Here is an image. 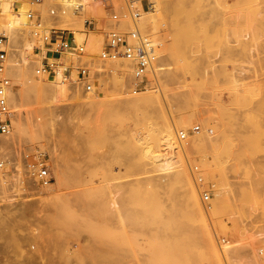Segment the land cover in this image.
Instances as JSON below:
<instances>
[{"label":"rangeland","instance_id":"obj_1","mask_svg":"<svg viewBox=\"0 0 264 264\" xmlns=\"http://www.w3.org/2000/svg\"><path fill=\"white\" fill-rule=\"evenodd\" d=\"M29 1L33 2H8L11 10L24 6L31 16L30 25L23 27L13 46L16 52H22L27 42L40 45L36 50L43 47L33 28L40 29L41 36L58 30L54 19L62 9L54 17L50 13L55 5L43 14L30 7ZM139 1L138 26L143 23L151 29L144 36L154 47L153 69L146 73L141 91L156 93L149 100L154 104L146 102L137 112L121 110L117 103L124 96L119 84L92 68L97 73L92 81L94 92L102 95L88 111L80 109L79 99H68L60 107L45 91L40 94V105L34 93H30L32 104L28 95L30 107L36 110L33 120L40 118L43 123L30 127L20 116L14 130L17 143L4 153L7 158L0 156V264L26 260L27 250L77 247L113 248V264H264V0H148L149 9ZM93 7L92 24L87 21L83 26L79 21L80 27L92 25L107 37L114 28L125 33L131 30L123 25L127 19L118 26L111 21L113 13H122L125 0H95ZM38 16L42 23L36 26ZM33 56L34 52L27 57L41 65L42 59ZM125 75L130 84L132 78ZM86 94V98L92 95ZM177 116L191 126L186 140L193 137L196 145V154L190 163H180L181 169L187 170L203 200L204 194L210 196L204 205L214 199L213 192L223 195L219 208L210 214L194 208L185 194L186 183L174 184L167 194L145 183L156 179L152 157L165 151L163 131L179 124ZM94 119H100L99 123ZM197 128L199 138L192 131ZM181 131L178 127L176 135ZM135 134L144 139L139 145L142 150L126 148ZM39 161L45 163L46 175L55 163L62 168L63 180L54 181L49 193L29 182L40 173ZM16 175L20 186L12 188ZM116 192L120 208L106 213L108 198ZM58 197L65 203L59 199L62 202L54 204L58 208L45 206L44 218L23 213L27 202ZM250 236L256 239V254L244 239Z\"/></svg>","mask_w":264,"mask_h":264},{"label":"bare ground","instance_id":"obj_2","mask_svg":"<svg viewBox=\"0 0 264 264\" xmlns=\"http://www.w3.org/2000/svg\"><path fill=\"white\" fill-rule=\"evenodd\" d=\"M9 1L10 0H0V35L4 36L7 39V41H8L7 46L9 44L8 47L7 46L5 47V45L0 46V49L1 48H3L2 50L9 49V52L12 49V52H10V53L8 52L9 56H8V59L6 60L8 63V65L6 64V73L8 74L7 78L11 79L12 88H11V86L8 88V90L6 92V98L8 100V105L10 108V120H11L13 132L10 131V133L7 136H0V156H1V158H2V154H4L6 151L9 150L8 148H10L14 143H17V137L14 135V130L18 127V124L20 123V118H19L20 116H21V118L24 119V121H27V123L30 127H40L43 123L42 119L40 120V118L37 121L33 120V118H35L33 116L36 113V110L32 109L33 108L32 106L30 107V105L33 103V101H31V97H32L31 94H33V93L35 94L36 97L35 96L34 97L36 99L33 97V100L34 99L37 100V103L36 102H34V103L38 104L39 103L38 100L41 99L40 94L42 93L41 95H43L42 91H45L46 93H48L50 100L53 99L55 101L56 105H58L60 107L65 106L64 102L68 99H70V100L79 99V100H81V102L78 101V103L77 102L76 103L78 105L79 104L81 105V106H79L80 109L84 108V110H85V108H86V111H88L87 107H89L91 105L93 106L94 103L96 104V102L98 101V99H97L98 97L101 98L102 94H100V93H102V92H94V93H92V95L87 96V98L85 96L86 93L82 92L83 88L78 83L79 76H78V72H77V66H78V63L80 62V60L87 62L89 64V67L92 68L91 70L96 69L97 72L99 71V74H98L99 76L103 75V74L104 75L107 74L108 76H110V78L113 77L115 82H117L119 84V90H118V88H117V90L119 91V93H121L124 96V97H120L122 99L119 98L120 100L117 103L118 106H120L119 108H121V110H124V111L126 109H127V111L128 110L129 111L130 110H136V112H137V110L140 109L139 107L143 106V104L146 102H147V104H149L150 102L152 104H154L153 102H155V101L152 102V100L151 101H149V100L152 99V95L156 94V93H153V94H152V92L150 93L149 87L146 88V89H149L148 93H146L147 90L144 92H142L141 90H140L141 92L136 91V89H135L136 79L134 77L133 67L131 66L130 63H126V61H123V60L105 61L102 59V53H103V50L106 46V44H105L106 37H107L105 35L106 32L105 31L100 32L97 30L98 28L95 29L92 25L89 27H88V25H86L85 27H80V25L82 23L79 21L83 22V26H84V23L85 24L87 23V21L91 22V24H92L91 18L94 15L93 14L94 12L92 13V11L94 10L93 5H94L95 0H42L40 3H35L34 1L33 2L29 1L30 7L36 9V11L37 10L40 11L43 14H45V12H46L45 10L47 8H49V6L58 5L62 9V11H61L60 15L56 19H54V25H53L54 28L58 29L60 31L72 33L74 35V42L77 44V46L79 48H83V55H80L76 52H63L61 55V58L58 61H56L57 65H58V69H57V72L55 75H49V74L41 73L39 71L41 65H37V63H33V61L31 62L30 58L27 57L29 54H33V52H34L33 57L41 58V59L46 58L48 51H47V48L44 47L43 40H44V37H47L50 35V33H51L50 31H47V32H45V34L43 36H40L39 44L43 42L41 44V45H43V47H41V49H39V50L35 49V46H38L36 44V42L35 43L34 42L33 43L27 42L24 44L22 52H21V49L17 52L13 51V48H14L13 46L18 43L20 36H21L20 32L23 31L22 30L23 27L27 28L30 25L31 16L28 15V13H26L24 11V9H23L24 6L21 9H19V11L17 10L16 12L13 9L11 10L10 6L8 5ZM98 6H99V4H98ZM137 7L142 9L141 6L137 5ZM104 10H105V8H104ZM14 12L17 15L13 14ZM106 14H107V12H106ZM96 15H98V13ZM141 16L142 15L140 13V17ZM107 17H108V14H107ZM97 18H99V17H97ZM138 20L140 21V19H138ZM139 21H138V23H139ZM77 23H80V25ZM123 23H124L123 25H127L128 27L131 28L130 20L127 19ZM139 24H141V23H139ZM102 25H103V22H102ZM138 28H139L140 33L143 36H144V34L146 36L147 35L146 33H148V32L150 33V31H151L150 28H144L143 23H142L141 28L139 26H138ZM149 29H150V31H149ZM117 30H119V29H117ZM104 32H105V34H104ZM147 40L149 41V39H147ZM242 41H245V40H242ZM130 42L135 44V42L133 40H130ZM238 46H239V44H238ZM200 52H201V50L200 51L198 50V53H200ZM196 53H197V51H196ZM15 55H16V57H19L18 60H15L16 57L13 58ZM202 59H204V58H202ZM52 61L53 60L50 59V62H52ZM34 66L37 67L36 72L34 71ZM150 68L153 69L152 64H151ZM100 71H102V72L100 73ZM104 72H106V73H104ZM93 73L96 76L97 73L96 72H93ZM123 74H126L125 75L126 77L132 78L130 84H129L128 80L125 79ZM155 76H153V77H155ZM154 80H157V79L154 78ZM112 85L113 84H111V86ZM111 90H114V89H112V87H111ZM131 93H133V94H131ZM29 94H30L29 98H30L31 104L27 99ZM126 94L128 96H126ZM129 94L131 95V97ZM84 98H86V99H84ZM94 99L97 101L95 102ZM155 100L157 101V99H155ZM158 100H160V99H158ZM40 101L42 102V100H40ZM157 103L158 102H156V104ZM38 105H40V103ZM78 105H77V107H78ZM144 106H145V104H144ZM38 107H42V106H38ZM80 109H78V110L81 113ZM92 109L93 108L90 107L91 111H92ZM141 109H142V107H141ZM82 111H83V109H82ZM175 118H176V120H178L179 124L178 125L176 124L177 126L175 124H173L172 126L170 125L169 127L167 126L165 128V130L163 131V133H165V135H166V138L165 137H164L165 139L163 138L164 140H166L165 141L166 146H164V148H166L165 151L164 152L162 151L163 153L160 156L155 155L156 157H154V156L152 157L153 159H155V162L153 161L154 165L152 164L153 165L152 169L151 168L150 169L155 174L156 179H153V177L148 178L147 180H145L146 181L145 183L146 184H147V182L151 183L150 185L152 186V188H154V187L158 188L164 194H167L168 191L171 189V187L174 184L186 183V185L188 186V189L186 190L185 194L192 201L194 208H196V210L202 214H204V213L210 214V212L211 213L215 212L219 208V204H220V201L222 200L221 198L223 195H222V193L213 192L214 199L207 206L204 205L205 200L202 199V196H200V194L198 195L199 190L198 189L196 190L194 188V186L192 184V179H191L189 173L187 172V170L185 168L181 169L182 165H180V163H183V164H184V162H187V164L190 163L189 162L191 160L190 158H192L196 154V145H195V141H194L193 137L186 140L187 135H189V136L191 135V134H189L191 126H186L182 122H180L178 116ZM98 120H100V119H98ZM98 120H95V121H98ZM174 121H172V122H174ZM97 123H99V121ZM95 125H98V124H95ZM178 127H180L183 131H181L179 134L176 135ZM192 131L195 132V135H196L195 138H199L200 134L196 133V131L194 129ZM181 134L185 135L184 140L180 139ZM139 136L140 135H138V134L133 135L132 137L135 139L131 140V142L128 141L127 142L128 145H126V148L127 147H130L131 149L140 148L139 145H140V143H142L144 141V139L140 138ZM176 136H177V138H176ZM146 138L149 139L148 136ZM73 141H74V139H73ZM143 143H145V142H143ZM155 144H156V141H155ZM147 148H149V147L147 146ZM147 148H145V149H147ZM155 148L159 151V149L157 147H155ZM145 149L143 151H146V154H147L148 149L147 150H145ZM162 149H163V146H162ZM130 151L133 152L132 150H130ZM4 155H6V154H4ZM7 157H8V155H6V158ZM0 165H1V162H0ZM60 169H62V168H60L55 163L53 169L51 170L52 173L46 175V179L44 181L41 182L40 179H43L44 177H40V173H38L37 176H35L36 178L34 176H31V178H29V180H30L29 182L37 190L43 188L44 190L47 191V193H49L51 190H54V188H55L54 181L59 183L63 180ZM0 173H1V171H0ZM13 178H14L15 184L13 185L12 188L19 187L20 181H19V178L17 177V175L13 176ZM145 187H146V190L151 189V188H147V186H145ZM59 199H60V197H58L56 199L50 198V199H48V201L40 200V202H38V203L27 202L26 203L27 208H26V210L24 209L23 213L26 212V215H28L29 212L30 213L32 212L33 217H36V214L38 216H40V214H41V218H44L42 216V214L44 213V207L47 205H49L51 207V205L57 204L58 203L57 201ZM109 199H111V200L106 207L107 210L106 209L105 210L107 211L106 213L114 214V212L118 208H120L119 192L114 193L112 195V198L109 197L108 200ZM60 200H62V198ZM60 200H59V202L63 201V200L62 201H60ZM64 203H61V204H64ZM17 204H19V203H17ZM32 204H36L37 208H34V206ZM68 205H70V204H68ZM49 206H47V207H49ZM56 207L58 208V205H56V206L54 205V208H56ZM45 211H46V208H45ZM72 213H73V211H72ZM116 215H117V213H116ZM24 216L25 215H23V217ZM30 216H32V215H30ZM28 217H29V215H28ZM109 217H110V215H109ZM39 219H40V217H39ZM252 238H253V236H250V238H248V239L247 238H244V239H246L247 241L249 240L250 245H248V247L251 246L252 250L254 251V252L252 251L253 252L252 254H254V253L256 254L258 252L257 251L258 249L256 248V243L254 241L256 239L255 238L252 239ZM241 240H243V239H241ZM246 240L244 242H247ZM221 246L219 245L220 250L222 249ZM108 249L109 248H104V249L98 248V249L92 250V249H86L83 247H77V248H71V249L68 248V249H64V250H56V249L51 250V251L48 250L49 252L45 251V249H43V251L35 250L33 252H30L32 250H29V251L27 250V252H25L26 257H24L26 260H24V259H23V261L17 260V261H21V262L16 263V264H113V262H115V261L112 262V260L115 259V258H113L115 251L112 250L113 248L110 250H108ZM21 258H22V256H21ZM1 264H4V263H1ZM5 264H10V261H9V263H5ZM13 264H15V263H13Z\"/></svg>","mask_w":264,"mask_h":264},{"label":"built area","instance_id":"obj_3","mask_svg":"<svg viewBox=\"0 0 264 264\" xmlns=\"http://www.w3.org/2000/svg\"><path fill=\"white\" fill-rule=\"evenodd\" d=\"M35 3H40L42 0H33ZM139 0H125V8L122 13H113L112 22L116 26L121 23L122 19H128L131 22V30L129 33L121 32L114 28L108 33L107 43L102 53V59L105 61L123 60L129 62L134 70V77L136 79L135 89L140 91L145 89L146 79L144 78L148 72L154 53V47L151 42L143 36L138 28L137 20L140 18V10L137 7ZM140 4L144 9H149L148 0H140ZM59 12V6L55 5L51 10V15L56 16ZM42 23V18L39 16L35 18L34 24L37 26ZM34 36L36 38L41 36L40 29L33 28ZM67 33V34H66ZM133 40L135 44L131 43ZM44 46L47 48V56L42 59L40 72L49 75H55L58 69L57 62L63 52H76L83 55V48H79L74 42V35L70 32L52 30L50 35L44 37ZM3 43V44H2ZM7 46V39L0 35V46ZM8 50V49H7ZM7 50L0 49V136H7L11 131L10 108L6 98V92L10 87V81L6 76V60L8 58ZM12 52V51H10ZM49 58V59H48ZM50 59L53 60L50 62ZM79 76L78 83L86 93H93L94 87L92 81L94 76H91L89 64L80 60L77 66ZM197 128L195 131H198ZM180 139L184 140L185 135L181 134ZM40 177H45L47 169L45 163L39 161ZM194 171H198L195 169ZM199 183H202L199 180ZM204 200L207 202L209 195L204 194Z\"/></svg>","mask_w":264,"mask_h":264}]
</instances>
